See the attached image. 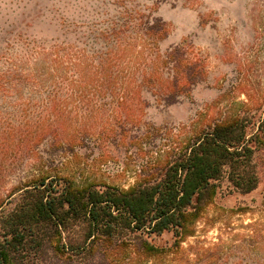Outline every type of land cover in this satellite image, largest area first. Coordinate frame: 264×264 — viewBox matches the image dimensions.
<instances>
[{
	"label": "rangeland",
	"instance_id": "rangeland-1",
	"mask_svg": "<svg viewBox=\"0 0 264 264\" xmlns=\"http://www.w3.org/2000/svg\"><path fill=\"white\" fill-rule=\"evenodd\" d=\"M136 14L143 23L164 22L160 56L181 46L203 65L202 81L170 106L141 88L121 108L120 86L91 84L102 75L141 76L136 61L156 50L125 46L130 42L119 47L106 34L119 29L124 37ZM54 61L61 62L56 88L48 83ZM0 80L1 214L14 208L18 191L41 166L51 167L50 175L126 189L171 144L237 117L252 139L257 188L243 194L223 179L196 236L182 244L185 252L162 264H264V0H0ZM50 92L76 126L88 129L73 153L53 151V130L40 133L38 112ZM66 161L68 169L60 163ZM154 243L171 245L172 233Z\"/></svg>",
	"mask_w": 264,
	"mask_h": 264
},
{
	"label": "trees",
	"instance_id": "trees-1",
	"mask_svg": "<svg viewBox=\"0 0 264 264\" xmlns=\"http://www.w3.org/2000/svg\"><path fill=\"white\" fill-rule=\"evenodd\" d=\"M139 15L124 30V37L119 36V29L106 34L116 37L119 47L130 42L125 46L138 45L153 52L165 34V24L158 19L143 23ZM154 52L136 61L137 69L142 66L139 78L132 73L128 77L102 75L91 84L97 82L93 85L98 90L120 86L118 106L128 109L129 99L141 88L153 102L170 106L202 81L201 61L185 48H170L163 56ZM58 68L61 62L54 61V75L48 80L54 88ZM3 80L0 88L4 81L9 85ZM50 93L48 104L38 112L40 133L53 130L58 136L52 141L53 151L73 153L75 146L83 144L82 134L88 129L76 126V120L57 106L56 93ZM13 133L11 129L7 134ZM247 137L241 118L209 125L142 165L135 183L126 189L70 174L50 175L51 167L44 170L41 166L18 191L14 208L0 213V264H162L170 256L183 254L182 244L196 236V224L223 179L243 194L257 188L254 149ZM60 163L70 168L68 161ZM170 232L171 245L154 243Z\"/></svg>",
	"mask_w": 264,
	"mask_h": 264
}]
</instances>
